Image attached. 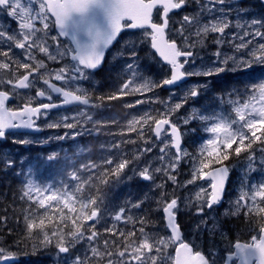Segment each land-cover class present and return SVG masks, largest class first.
I'll use <instances>...</instances> for the list:
<instances>
[{
  "label": "snow or ice",
  "instance_id": "snow-or-ice-1",
  "mask_svg": "<svg viewBox=\"0 0 264 264\" xmlns=\"http://www.w3.org/2000/svg\"><path fill=\"white\" fill-rule=\"evenodd\" d=\"M190 0H0V10L17 22V28L12 32L6 29L0 30V41L7 44L8 50H0V56L6 58V62H0V69L14 70L24 69L25 72L18 76H13L6 81L0 78V83L12 86V89L31 90L36 88V82L42 80L46 88L36 90V97L46 98L52 101V94H57L62 98L61 103H40L33 106L32 101L25 102L18 110H12L6 106L10 100L8 91H0V139L6 137L11 130L14 129H33L38 128L36 120L41 116L46 117L51 109L60 108L62 105H89L90 96L87 91L79 86H75L76 82L88 80L89 76L98 69L104 61L107 50L117 41L120 33L124 29H145L146 35L149 37L150 47L159 53L160 57L171 66V75L162 82H154L144 80L142 76L137 82L138 65L129 63L127 68L130 70L133 79H127L121 86L119 95L130 93H143L152 91L154 88L164 85H174L182 81L186 76L203 75L211 76L214 73L224 72L226 70L234 72H244L247 74L248 69H252L254 65L264 69V43H259L251 50L246 52L248 58L244 56H223L220 65L202 71L193 70L187 72L183 70L186 64L195 63V53L191 50L200 44L201 46L211 34H217V38L213 42L220 45L224 43L223 37L226 30L230 28L252 29L255 31H243L236 39L240 43L234 44L233 47L237 52H244L249 49L251 40L245 37H259L264 40V20L252 19L250 22L243 23L237 20L233 23L229 17L230 8L227 7L229 0H195L200 5L199 11L191 15H184L180 26L174 29V34L166 32L169 29L168 14L174 9H180L189 3ZM157 4L162 5L164 19L162 23H154L152 20L153 9ZM239 15V13H238ZM205 16L208 19H205ZM242 19V18H241ZM258 26V27H257ZM55 28L58 37L65 38L68 43L61 47L60 40L57 36H50V29ZM187 32V34H186ZM194 35L199 39L190 42V37ZM51 39L55 44L53 50L49 44ZM180 41L179 45L177 41ZM22 50L23 55L29 62L13 61L10 56L12 48ZM37 53L43 54L48 60L58 61L64 58L70 59L71 64L60 67L57 70H49L43 59L37 57ZM217 58L221 57V52L214 53ZM132 56H136V52H132ZM184 58L181 60V58ZM231 64V68L228 65ZM43 70V71H41ZM34 74H39L35 79H31ZM53 81L63 82V86L57 85ZM253 95L248 97V101L239 104L235 109L237 119L225 121L223 119L218 123L212 124L207 130L214 134L212 139L207 140L200 152L199 166L194 169L192 178L188 184L195 183L197 179H209L208 189L201 188L197 193L196 199L203 201L197 207V214L202 219L194 226V234L196 241H201L205 235L208 247L205 251L198 246L195 241H186L183 239L180 231V225L177 222V213L180 209V201L178 197L170 198L163 201L162 212L166 217L165 227L168 230L166 236H152L145 230V219L141 217L136 223L141 227L139 241L130 238L135 237V232L114 231V229H105V231L113 235H119L122 241H104V250L101 251L97 247L90 248L93 257H108L107 264H232L237 261L238 264H264V207H258L257 197L264 202V182H261L252 192L250 199L252 207L248 208V212H257L260 220L257 221V235H251V243H241L236 240L230 248L223 245L225 240L229 238L223 234V226L218 218L204 217L205 208L212 209L214 205H218L222 199L226 182L229 176V169L224 165V161L229 160L231 155L239 157L242 152L247 153L249 165L256 161V149L254 145L259 144L262 159L259 161L264 164V83H257L250 89ZM15 93H12L14 96ZM200 95L197 88L187 90L183 100L175 103L168 112L156 117L145 114L140 117H133L128 123V131H137V126H141L138 135H142L143 126L148 125L149 129L154 132L157 138L161 134L168 135L170 128L169 142L164 143L160 149L167 156L166 149L171 146L175 149L172 156L168 157L169 163L166 168L157 167L151 169L146 166L138 175L144 180H153V172H165L168 179L173 184L176 183L174 171L179 167L181 160V143L182 133L179 127L171 122V115L181 109L188 103L190 98ZM116 95L108 97V99H116ZM138 101L137 103H142ZM235 102V101H234ZM83 116L86 120H91V116L85 113H78L76 116H61L60 120L47 124L48 128H74L81 123L79 117ZM201 120H207L208 117L200 115ZM197 119L196 110L184 119V123L188 124ZM73 121L69 123L68 121ZM152 122L150 125L149 122ZM154 125V128L152 127ZM236 125H239L236 127ZM259 133V134H258ZM131 142V141H130ZM163 142V141H162ZM20 143H29L27 140H21ZM235 146V147H234ZM114 147H119L115 145ZM150 151V149H145ZM187 155V153H183ZM165 156H161L163 161ZM54 156H49L48 160H54ZM11 164L14 161H7ZM105 164L113 165L112 159L104 161ZM129 160L122 159L114 164L110 170L111 175L119 177L123 170L129 165ZM213 165H219L213 167ZM84 168H96L98 165L92 163L83 165ZM209 169V171H205ZM74 179L81 180L78 175L73 176ZM107 183V181H102ZM89 181H82L76 187L74 192L64 191L56 192L48 189H41L33 184L27 186V191L23 193L22 198L27 197L33 201L39 209L51 207V202L57 205H63V208L69 212H77L75 207L71 205L79 204V211L75 219L71 220L72 228L66 233L63 231L67 227V219L65 213L61 210L60 218L63 227L53 229L49 232L45 230V218L48 216L47 211L36 218H32L31 213L26 217V228L29 233L33 229H40V243L48 245L52 243V237L56 238V246L60 253L68 254L75 245L86 238L90 241L95 240L99 233L96 232L95 224H90L92 229L90 234L85 237L84 224L88 221H95L99 218V205L94 198L78 199L76 193H82L84 185ZM162 187V185H161ZM33 191L35 199H33ZM249 193H243L236 201V211L232 215L240 213L241 202L245 205L248 203ZM143 201L130 203L132 208H140ZM126 208L121 207L114 216L116 221H132L131 216L125 217ZM39 220V223H37ZM79 221V223H78ZM211 221V222H209ZM176 245L174 254H170L168 249ZM225 255L221 261L219 253ZM4 250L0 248V258L3 257ZM118 257L113 260L112 257ZM71 264H90V262L80 256L71 258Z\"/></svg>",
  "mask_w": 264,
  "mask_h": 264
},
{
  "label": "rangeland",
  "instance_id": "rangeland-1",
  "mask_svg": "<svg viewBox=\"0 0 264 264\" xmlns=\"http://www.w3.org/2000/svg\"><path fill=\"white\" fill-rule=\"evenodd\" d=\"M203 2L204 0H201V3ZM227 7L235 9L229 12V17L232 19L233 23L237 20H240L241 23L245 21L250 22L252 19L264 20V12L260 11L262 4L258 2L256 5L255 0H229ZM199 8L200 5L197 4L195 0H190V2L186 4V8L176 12L174 15L172 14L167 32L169 34H174L173 30L180 26L182 17L198 12ZM0 14L3 18V21L0 20V23L4 22L5 24H10L11 27H17L15 23L11 25V17L3 10H0ZM205 19H208V17L205 16ZM1 29L3 28H0V30ZM246 30L255 31L254 28H230L226 30V34L223 37L224 43L220 45L213 42V39L217 38V34H211L202 46L197 43L196 46L191 49L195 53V63H191L190 61L189 64L185 65L184 70L192 72L193 70L202 71L205 68H214L220 65V61L225 55L244 56V58H248L246 52L259 43H264V40H261L259 37H245L246 40L252 41L249 45V49L244 52H237L233 45L240 43V40L236 39V37ZM261 31H264V29H261ZM145 33L146 30L141 29L128 31L122 35L120 40L107 54L103 69L99 70L102 81L105 77V94L109 97L113 95L118 97L114 104H110V101L105 102V114H103L105 119L101 116H96V112L92 110L91 107L86 106L75 108H71L73 107L71 106L70 108H64L58 111L50 110L46 117L42 116L41 118L43 127L46 128L44 132H10L7 134L6 139L0 141V163L3 166L2 169L4 173L10 177V182L13 184L17 183L18 193L20 194L19 199H23V193L27 191V186L30 183L41 189H48L49 192L45 193V195H48L51 191H56L58 193L64 191L74 192L82 181H89V183L84 185L83 192L76 193V195L78 199H86L89 197L96 199L100 213L96 221L86 222L84 224L85 237L90 234L92 229L89 228V225L93 223L95 224L94 230L99 233L98 237L92 241L82 238L68 254L58 251L56 238H54L52 240L53 244L50 246V251L47 253L37 254L34 257H29L25 254L23 258L22 254L13 244L5 245L0 237V248L4 250L3 257L11 255L18 257L17 260L6 264H71V258L74 256L84 257L88 260L91 255L90 248L97 247L103 251L105 240L110 242L113 240L117 242L123 240L118 234L113 235L105 231V229L111 228L114 229V231H122L125 233L135 232V237L130 238L129 242H131L132 239L138 242L141 236L139 232L141 225L136 223V221L146 216L150 218V220H145L146 223H150L151 220H154L156 223H158V220L161 223L156 225L152 231L145 229L146 232L150 231L148 233L152 236H166L168 230L165 227L164 213L161 209L163 207V201L174 197H178L180 201L177 219L180 220L184 226L185 240L195 241L198 246L207 251V235H205L201 241H196L194 226L202 219L196 211L197 207L203 203V201H198L196 199L197 193L201 188L210 191V180L197 179L195 183L192 184H188L187 182L192 178L194 169L199 166L202 147L206 144L207 140L214 137V134L207 129L211 127L212 124L220 122L221 119L225 121L237 119L234 109L239 104L246 103L248 97L255 94L250 91L253 85L264 83V69L258 65H254L252 69L247 71V74L244 72L226 70L224 72L214 73L211 76L190 75L191 78L188 81L175 87H157L152 91L130 93L127 94L126 97L119 95V93L115 94L116 90H121L122 84L127 79H133L130 70L127 68L129 63L138 65L136 69L137 82H140L138 79L140 76H142L144 80H151L154 82H162L164 79L170 77V66L163 63L156 55L150 47L149 37ZM50 36L58 37V32L55 28L50 29ZM58 38L61 47L68 43L63 39L61 40V37ZM198 39V37L192 35L190 37V42H195ZM177 42L179 45L180 41L178 40ZM49 44L54 50L55 44L51 39H49ZM8 47L7 44L0 41V50H8ZM133 51L136 52L135 57L132 56ZM217 51L221 52L220 58L214 55ZM10 56L13 61L19 60L29 62L23 55L22 50L14 47L11 49ZM37 57L43 59L48 69L52 71L72 63L68 58L51 61L40 53H37ZM0 62H6V58L0 56ZM228 67L231 68V64H229ZM8 71L10 70L0 69V78L6 81L13 77L12 74L9 78L5 76ZM227 74L230 75L229 78L231 74H234L233 78L235 84H230L225 87L221 93H217V91L214 90V81L220 83V85H224L223 80L227 78ZM37 75L39 74H34L33 79H35ZM247 77L251 79L248 83L250 88L244 90L239 84ZM58 82L63 85V82ZM97 82V73L94 71L89 76L88 80L78 81L75 86L83 88L87 91L88 95H90L91 92L95 90L94 85H96ZM39 83L40 81L36 82V87L40 89ZM0 84L4 85V83ZM190 88L199 89L200 95L195 98H190L187 104L174 112L170 117L171 122L179 127L183 139L179 167L174 173H171L176 176V183L173 184L172 181L168 179V174L165 172H153V180L142 179L138 173L146 166L150 165L151 169L157 167L166 168L167 164L170 162L168 157L172 156L175 149L169 146V148L166 149L167 156L160 151L164 143L169 142V126L166 125L168 135L166 136L162 133L161 137L157 138L154 132L149 129L148 125L143 126L142 135H138V132L141 130L140 125L137 126V131L129 132V121L133 117H140L146 113L160 117L162 114L168 112L175 103L181 102L187 90ZM36 90L35 88L31 90L21 89L19 90V98L25 97L29 100L39 99L36 97ZM240 90L244 91L243 99L239 97L234 99L232 97L233 91L239 93ZM134 94H136L137 97H132L130 99ZM138 101L143 102L137 103ZM193 110H196L197 119L185 124L183 122L184 119L188 118ZM81 112L85 113L87 116L93 115V118L91 120H86L83 116L79 117L81 123L74 128L47 127L49 123L54 121L58 122L61 116L67 115L71 117ZM200 115H205L208 119L201 120L199 118ZM68 122L72 123L73 121L69 120ZM103 122H105V125H100ZM149 124L151 125L152 122L150 121ZM85 126L89 128V131L83 130ZM238 126L239 125H236V127ZM152 127L154 128V125H152ZM93 130H96L95 133L97 136H99L100 130L105 131V140L100 143L95 141L96 144L90 142L87 145H80L79 142L74 141L80 133L90 134ZM59 138L62 139L61 143L58 142ZM69 138H75L72 141L74 149L72 152H65L64 147L70 145L65 143V140ZM21 140H27L29 143H20ZM92 141L94 142V137ZM132 142L135 143V146H133ZM115 145H119V147H114ZM253 147L256 149V161L249 165L247 153L243 154L241 157L236 156L237 158H235L234 163L230 164L233 174L228 179L227 190L221 205H214L212 209L205 208L204 211V217H215L221 222L223 234L229 238L223 242L226 248H230L232 243L236 240L248 238L253 234L252 232L250 234L244 233V231L252 227L256 229L254 235L260 236L257 219L251 218L244 222L234 220V217L249 214L248 208L253 206L250 196L252 192L256 190L258 184L264 182V164L259 162L262 159L259 151L260 145L257 144ZM135 149L139 152H135ZM145 149H150V151H145ZM126 152L127 155L125 159L130 162L128 167L123 170L119 177L112 176L110 170L114 167L116 162L122 160L119 159L118 155L126 154ZM183 153H187V155ZM49 156H54L55 159L48 160ZM161 156H165L163 161L160 159ZM107 159H112L114 164H105V177L101 176L99 180H96L95 176L99 174L102 167H100L96 173L93 172L92 168L86 169L83 167V165H90L92 163L97 165ZM7 161H14V163L9 164ZM226 163H229V161ZM214 166L217 165H213V167ZM207 170L208 169H205V171ZM74 174L80 176L81 180L74 179ZM8 176L4 178H8ZM105 180L107 183L102 182ZM2 181L3 179L0 180V182ZM138 187L143 191V194L140 196L139 192L136 190ZM245 192L249 193L247 205L241 202L240 208L242 211L236 215H232V213L236 211L237 199ZM32 195L33 199H35L34 191ZM137 196H139V198H137ZM24 198L27 200L26 204L28 206L30 204L35 206L33 207L34 213H32L34 216H36L37 213L43 215L47 211L49 214H55L57 219V217H60L61 210H63L65 218L69 217L73 220L76 218L79 211L78 203L71 205L77 209V212H69L68 209L63 208V205H57L54 201L51 202L50 208L39 209L33 201L28 200L27 197ZM139 201L147 202L149 210H137L138 208H132L130 206V203ZM257 205L258 207H264V202L260 201L259 197H257ZM121 207L127 209L125 217L131 216L132 221L125 222L123 220L116 221L114 219L115 214ZM232 218L234 219L230 222ZM127 224H131V226L125 229ZM15 245L17 246V244ZM171 247L174 246L172 245ZM171 247L168 249V252L174 254V248L171 251ZM224 255L223 252L219 253L221 261ZM102 258L105 259V263L103 262V264H107L108 257ZM2 259L4 258H0V260ZM112 259L117 260L118 257L114 256Z\"/></svg>",
  "mask_w": 264,
  "mask_h": 264
},
{
  "label": "flooded vegetation",
  "instance_id": "flooded-vegetation-1",
  "mask_svg": "<svg viewBox=\"0 0 264 264\" xmlns=\"http://www.w3.org/2000/svg\"><path fill=\"white\" fill-rule=\"evenodd\" d=\"M255 1H256V5H257L258 2L262 4V8L260 9V11L264 12V2L262 0H255ZM252 4H253V2H252ZM183 8H186V5L183 6L182 8H180L179 10L172 11L170 14H168L169 26H170V18L172 16V14L173 15L176 14V12L182 10ZM234 10H235L234 8L231 9V11H234ZM0 20L3 21V18H2V15L1 14H0ZM153 20L156 23H162V21H163L162 6H158L155 9L154 14H153ZM13 23L17 24V22L14 19H12L11 25ZM0 28H3L1 30L6 29L7 31L12 32L17 27H14V26L11 27L10 24H5L3 22V23H0ZM128 31H132V30H129V29L124 30L122 32L121 36L124 35L125 33H127ZM62 39L65 40V41H67L65 38H62L61 37V40ZM104 63H105V58H104V61L101 64V66L98 69L95 70V72L97 73V81L98 82H97L96 85H94L95 90L93 92H91V94L89 95L90 98H91L89 105L71 104V105L61 106L60 108H55V109H51V110L58 111V110H61V109H64V108H70L71 106H73L71 108H75V107H85L86 106V107H91L92 110H94L96 112L95 113L96 116H98V117L101 116L103 119H105L103 117V114H105V102H109L110 101V104H114L115 101L117 100V98L116 99H108V98L105 99V77L103 78L104 80L102 81L101 80V75L99 74V70L100 69H103ZM249 70L250 69H248L247 71H249ZM24 72H25L24 69H19L18 71L10 70V71H8V73L5 74V76L7 78H9L11 74H12V76H18V75L23 74ZM227 76H230V75L227 74ZM233 76H234V74H231V77L229 78V81L228 82L226 81L227 78H224V80H223L224 85H220V83H217L216 81H214V85H215L214 86V90L217 91V93H221L224 90L225 87L229 86L230 84H235ZM190 78H191V76H189V78L186 81H188ZM31 79H33V77ZM250 81H251V79L249 77H247L245 80L242 81V83L239 84V86L240 87H243L244 90H246V89L248 90V88H250V86L248 85V83ZM53 82L56 83L57 85L63 86L62 83H59L58 81H53ZM39 87L40 88H46V86L43 85L42 80H40ZM35 89H39V88L36 87ZM19 90H21V89H12V86L7 85L5 83H4V85L0 84V91H8L10 93V97L11 98L6 103V106L9 107L12 110H18L20 107H22V105L25 102L29 101V99H26L25 97H20L19 98ZM12 93H15V95L12 96ZM243 96H244V91L243 90H240L239 93H237L236 91H233V93H232V97L234 99H236L237 97L243 99ZM52 97H53L52 101H48L46 98H39V99H36V100L34 99V100H31V101H32L33 106H36V105H38L40 103H51V102H56L58 104L61 103L62 98H60L57 94H52ZM132 97L135 98V97H137V95L134 94L133 96L130 97V99ZM91 117L93 118V115H91ZM41 118H42V116L39 119L36 120V125H38L41 128V131L39 133L44 132V130H46V128L43 127V123L41 121ZM100 125H105V122L101 123ZM83 130L89 131V128H87L85 126V127H83ZM95 131L96 130L91 131L90 134L89 133H80L79 136L76 138V140H74L75 138L66 139L65 140V143H68L70 145L64 147V151L65 152H72L73 151V149H74V146L72 144V141L73 140L79 142L80 145H87L90 142L92 144H96V142L100 143V142L104 141L105 140V136H106L105 135V131L100 130L99 131V136L96 135ZM11 132H26V131H11ZM93 137H94V142L92 141V138ZM6 138H7V135H6V137L4 139H6ZM58 142L61 143L62 142V139L59 138ZM134 142H132L133 143V146H135V143ZM135 152H139V151L137 149H135ZM143 152L146 153L145 151H143ZM243 154H245V153L242 152L239 157L243 156ZM126 155H127V152H126V154L118 155V157H119V159H125L126 158ZM231 156L232 157H230L229 160H227V161L224 162V164L227 165L228 169H230L229 170L230 171V176H232V174H233L232 171H231V168H230V164L234 163L235 158H237L235 155H231ZM228 161H229V163H226ZM97 165H98V167L92 168V170H93L94 173H96L99 170V168L102 167V170L99 172V174H97L95 176V179L96 180H99L101 176L102 177H105V163L104 162H100ZM136 190L139 192V196L143 194V191L140 190L139 187ZM104 192H105V187H104ZM139 196H137V198H139ZM147 204H148L147 202H143L142 206L140 208H138L137 210H144V211L149 210V206ZM144 219L145 220H147V219L150 220V218L148 216H146ZM164 221H165V217H164ZM157 222L158 223H156L154 220H151L150 223H148V222L145 223L144 227H145V229H148V230L152 231V229L154 230V227L156 225L161 224L158 220H157ZM177 222L180 225L181 235H182L183 239L185 240L184 226L180 222V220L177 219ZM164 224H166V221H165ZM129 226H131V224H127L126 227H125V229H127ZM150 231H148V232H150ZM252 233L255 234L254 232H252ZM253 234H251V235H253ZM250 236L248 238H244V239H241L239 241L244 242V243H251ZM257 237L259 239V235H257ZM173 246L174 247H171V251L173 250V248L176 247V245H173ZM232 264H238V262L237 261H233ZM254 264H255V262H254Z\"/></svg>",
  "mask_w": 264,
  "mask_h": 264
},
{
  "label": "trees",
  "instance_id": "trees-1",
  "mask_svg": "<svg viewBox=\"0 0 264 264\" xmlns=\"http://www.w3.org/2000/svg\"><path fill=\"white\" fill-rule=\"evenodd\" d=\"M226 81H229V76H227ZM118 93H120L119 90L115 92V94ZM122 96L126 97L127 94ZM107 98L108 95L105 94V99ZM2 168L3 166L0 163V180L3 179V181L0 182V237L2 238L3 243H5V245L13 244L15 248L22 254L23 258L25 257V254H27L29 257H34L37 254H43L45 252L47 253L50 251V246L53 244V241L51 244L43 245L40 243V229L35 228L31 233H29L26 228V217H28L30 213L31 215L34 213L33 207L35 206H33V204L28 206L26 204L27 200L25 198L19 199L20 194L18 193L17 183H11L9 179L10 177L4 173ZM5 176H8V178H4ZM39 216L41 215L37 213L36 216L32 215V218ZM234 218H232L230 222H232L233 219L238 222H244L251 218L257 219L258 221L260 220V216L255 211L249 213L248 215H242ZM66 219L67 227L63 228L65 233L72 228L71 219L69 217H66ZM37 223H39V220H37ZM53 227H63V222L60 220V217H57L56 219L55 214L48 213V216L45 218V230L50 232ZM255 231V227H252L247 231H244V233L250 234L251 232ZM54 238L55 237H52V240ZM15 244H17V246ZM88 261L90 264L105 263L104 258H93L91 255Z\"/></svg>",
  "mask_w": 264,
  "mask_h": 264
},
{
  "label": "water",
  "instance_id": "water-1",
  "mask_svg": "<svg viewBox=\"0 0 264 264\" xmlns=\"http://www.w3.org/2000/svg\"><path fill=\"white\" fill-rule=\"evenodd\" d=\"M263 2H264V0H262ZM158 6H160V4H157V6H156V8L158 7ZM156 8H154L153 9V13H152V20H153V14H154V11H155V9ZM177 10H179V9H174V10H172V11H177ZM172 11H170L169 13H171ZM163 19H164V16H163ZM154 22V21H153ZM154 23H156V22H154ZM125 30V29H124ZM123 30V31H124ZM129 30H137V29H129ZM122 31V32H123ZM121 32V33H122ZM167 32V31H166ZM121 33H120V35H121ZM120 37V36H119ZM119 37H118V39H119ZM63 38V37H62ZM117 39V40H118ZM114 44H115V42H114ZM113 44V45H114ZM112 45V46H113ZM112 46H110V48L112 47ZM109 48V49H110ZM108 49V50H109ZM107 50V51H108ZM153 51L156 53V55L162 60V62L163 63H165V64H167V62L166 61H164L163 60V58L162 57H160V55H159V53L158 52H156V50L155 49H153ZM107 53V52H106ZM106 56V55H105ZM170 66V65H169ZM170 68H171V66H170ZM171 75V74H170ZM188 77L189 76H186L182 81H179V82H177V84H174V85H164V87L165 88H169V87H175V86H177V85H179V84H181L182 82H184L185 80H187L188 79ZM62 106H66V105H62ZM38 126V125H37ZM165 127V126H164ZM11 131H26V132H35V133H39L40 131H41V128L38 126V128H33V129H23V128H21V129H14V130H11ZM7 135V134H6ZM4 139V138H3ZM1 140V139H0ZM182 142H183V139H182ZM181 145H182V143H181ZM225 166H227L226 164H224ZM215 167H218V166H215ZM207 171H209V170H207ZM228 178H229V176H228ZM227 181H228V179H227ZM226 188H227V182H226V187H225V190H224V194H223V199H224V195H225V192H226ZM223 199H222V201H223ZM221 201V202H222ZM221 202L218 204V205H220L221 204ZM165 215V214H164ZM96 221V220H95ZM165 221H166V217H165ZM88 222H94V221H88ZM180 231H181V229H180ZM241 242V241H240ZM241 243H244V242H241ZM17 258L18 257H16V256H14V255H11V256H6V259L4 258V259H2V260H0V264H6V263H10V262H13V261H15V260H17Z\"/></svg>",
  "mask_w": 264,
  "mask_h": 264
}]
</instances>
